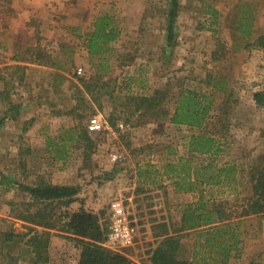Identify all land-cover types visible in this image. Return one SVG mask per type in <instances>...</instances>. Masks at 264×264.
Wrapping results in <instances>:
<instances>
[{
  "label": "rangeland",
  "instance_id": "obj_1",
  "mask_svg": "<svg viewBox=\"0 0 264 264\" xmlns=\"http://www.w3.org/2000/svg\"><path fill=\"white\" fill-rule=\"evenodd\" d=\"M70 2L62 10L67 16L61 19L66 23L62 33L56 32L51 22L34 33L41 39L33 49L41 66H34L33 72H12L7 47L0 44V100L4 98L0 102V173L29 185L40 179L77 185L74 200L67 206L53 203L55 211H74L82 205L97 212L100 222L106 224L111 200L122 198L130 212L134 241L116 251L139 263L148 261L156 244L151 225L161 220L177 225L187 203L218 204L237 216L242 200L251 193L249 167L264 153V108L258 107L252 96L264 89V49L246 45L236 26L250 23L253 37L264 33V0H179L176 36L170 45L165 40L170 0ZM54 8L58 11L59 3ZM103 13L113 15L120 34L103 53L108 58V70L99 73L103 84H91L87 90L79 78L93 83L99 62L89 61L83 41L93 19ZM12 14L11 2L0 0V21L2 17L6 29L15 19ZM11 34L22 39L19 48L23 59L30 57L23 44L28 45L29 33ZM3 39L0 31V43ZM215 79L225 81L228 92L213 96L215 119H221L219 125L224 126L218 134L224 136V145L212 161L227 163L233 172L221 184L199 181L194 190L186 191L179 185L180 178L164 172L163 166L175 165L180 156L189 154L188 135L201 130L175 125L168 116L133 113L128 101L133 95H152L160 89L165 91L163 105L169 113L183 89L212 94L209 84ZM27 101L28 107L18 108L17 118H10L16 112L14 105ZM210 121L212 129L218 122ZM69 127L77 132L87 129L94 147L88 149L80 141L66 142L68 157L55 159L47 142L59 140ZM114 153L119 156L116 161ZM210 159L194 154L193 164ZM29 200L18 185L9 190L0 185V230L27 231L10 208L24 209ZM233 219L239 221L242 250L230 264H264V216ZM198 234L195 230L181 233V257L192 258ZM47 251L46 264H77L80 247L63 231L51 228ZM13 254L18 255L17 264H33L30 247L23 241ZM6 261L0 255V264Z\"/></svg>",
  "mask_w": 264,
  "mask_h": 264
},
{
  "label": "trees",
  "instance_id": "obj_2",
  "mask_svg": "<svg viewBox=\"0 0 264 264\" xmlns=\"http://www.w3.org/2000/svg\"><path fill=\"white\" fill-rule=\"evenodd\" d=\"M179 7V0H170L166 11L165 40L169 45L175 40L174 25ZM236 30L247 40L246 45L264 49V33L253 37L254 31L250 23L245 27L240 23L236 26ZM119 34L120 29L113 15L103 13L93 19L83 42L89 61L99 62V65H95L97 74L93 83L79 78L87 90L90 89L91 84L93 86L103 84H100L99 80L102 75L99 73H105L108 70V58L103 53L110 49L109 44L117 39ZM209 86L213 90L212 94H202L194 89H183L178 93L175 106L169 113L163 105L165 91L160 89L152 95H133L129 98V105L126 104L133 113L143 112L158 116V118L168 116L169 121L175 125L201 130L188 135L189 154L180 156L175 165L170 162L163 166L164 172L174 173L177 178H180L181 184L179 185L183 186L186 191L194 190L199 181L223 182L224 179H229L233 172L227 163L219 165L212 161L222 151L224 145L222 141L224 136L218 135L221 134L224 126L219 125L221 119H215L217 115L212 105L213 96L219 91L227 93L228 87L221 79H215ZM252 96L255 104L264 108V89L254 91ZM13 108L16 112L10 118L16 119L19 105H14ZM74 109L75 107H72L71 112ZM210 119L218 122L212 129H209ZM113 120L109 119L112 125L115 124ZM66 132L59 140L49 139L47 142V148L52 147L51 152L54 153L55 159L68 157L64 146L66 142L80 141L88 149L94 147V141L87 129L77 132L75 128L69 127ZM194 154H204L211 159L206 163L195 165L193 164ZM248 172L251 193L242 200V209L237 216H233V213L227 211L225 206L218 204H185L177 225L169 220L156 221L151 225V234L156 244L150 249L148 261L144 263L132 261L125 253L103 245L108 227L105 222H100L97 212L87 210L82 205L74 211H66V209L55 211V203L67 206L74 200L79 192L77 185L51 183L44 179L29 185L17 181L9 174L0 173V185L4 189L9 190L16 184L21 191L30 196L24 209L10 208L12 216L24 222L28 228L27 231L17 233L12 228L0 230V255L5 256L7 260L5 264H17L18 255L13 254L14 248L23 241L30 247L33 264L39 262L46 264L50 229L52 228L63 231L66 237L75 241V245L80 247L77 264H230V259L240 257L242 250L238 230L239 221H234L233 218L250 215L264 216V153L258 156ZM188 230L200 232L197 235L195 251L191 259L180 256L181 233ZM201 230L204 234L203 239H200L203 236ZM120 248L125 249V247ZM249 264L261 263L251 261Z\"/></svg>",
  "mask_w": 264,
  "mask_h": 264
},
{
  "label": "crops",
  "instance_id": "obj_3",
  "mask_svg": "<svg viewBox=\"0 0 264 264\" xmlns=\"http://www.w3.org/2000/svg\"><path fill=\"white\" fill-rule=\"evenodd\" d=\"M3 1L11 2V5L14 8V14H12V16L15 19L13 20V22L9 24V27L6 29V26L4 25V23H2V17H1L0 31L3 34V38H4L3 42L0 43L1 47H3L4 49L7 47V51L9 52L8 59L10 60L9 64L10 67L12 66L14 69V71L12 72H16L21 75H24L23 74L24 72L27 73L30 70L33 72L34 66H36L37 68L41 66L39 60L34 59V50H33L35 46H37L39 41H41V39L40 38L38 39V37L35 38L34 33H38L40 30L44 28L45 25L46 27H48V24L50 22L52 23V27H54V30H56V32H61V29L65 30L66 28L64 27L66 23H62L61 19L67 16L65 15L66 11H62V10H64L65 8L64 6L68 4L70 0H3ZM55 3H59L58 11H54L56 10V8H54ZM17 20H19V22H17ZM56 25H58L59 27H57ZM3 26H5V29H3ZM13 31L14 32L18 31L21 33L22 32L29 33L28 45L25 46V42H23L24 48L27 50V52L29 51L30 54V57L28 55L27 59H23L24 54L22 53L23 51L21 50L22 39H19L18 36L15 37L14 36L15 34H11ZM12 45H15V47H13ZM42 66L46 67V65H42ZM1 68L3 67L1 66ZM1 101H4V98L0 100V102ZM8 102L9 101H7V103ZM24 104L21 102H19L18 104L19 109L21 111L24 107H28L30 103L28 104L27 101Z\"/></svg>",
  "mask_w": 264,
  "mask_h": 264
},
{
  "label": "built area",
  "instance_id": "obj_4",
  "mask_svg": "<svg viewBox=\"0 0 264 264\" xmlns=\"http://www.w3.org/2000/svg\"><path fill=\"white\" fill-rule=\"evenodd\" d=\"M114 161L119 156L112 155ZM129 210L124 204L122 198H114L110 202V214L108 215V231L103 241V245L109 248L127 247L133 244L134 229L131 226Z\"/></svg>",
  "mask_w": 264,
  "mask_h": 264
}]
</instances>
